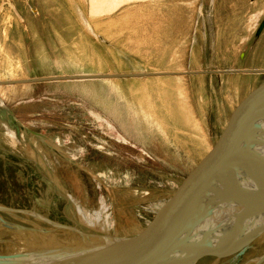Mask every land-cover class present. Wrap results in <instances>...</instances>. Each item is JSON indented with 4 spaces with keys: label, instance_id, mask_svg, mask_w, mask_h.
<instances>
[{
    "label": "rangeland",
    "instance_id": "obj_1",
    "mask_svg": "<svg viewBox=\"0 0 264 264\" xmlns=\"http://www.w3.org/2000/svg\"><path fill=\"white\" fill-rule=\"evenodd\" d=\"M241 69H264V0H0V82L200 72L0 83V207L16 210L0 215L25 228L0 239L80 244L33 214L114 237L147 228L264 90V73L219 72ZM256 222L196 264H264Z\"/></svg>",
    "mask_w": 264,
    "mask_h": 264
},
{
    "label": "water",
    "instance_id": "obj_2",
    "mask_svg": "<svg viewBox=\"0 0 264 264\" xmlns=\"http://www.w3.org/2000/svg\"><path fill=\"white\" fill-rule=\"evenodd\" d=\"M219 72L264 73V69ZM193 73L200 72L89 73L0 83L32 84ZM0 210L11 215L16 212L4 207ZM33 215L55 229L78 234L85 244L37 247L35 251L22 253L0 251V264H196L216 249H228L245 237V233L237 230L240 222L264 217V90L235 117L229 132L196 164L174 196L141 232L116 237L85 233ZM0 226L12 231L25 229L1 215ZM94 238L96 240L89 242ZM1 243L7 244L0 239V246ZM246 248L247 245L243 246L238 254ZM263 259L264 255L257 262Z\"/></svg>",
    "mask_w": 264,
    "mask_h": 264
},
{
    "label": "bare ground",
    "instance_id": "obj_3",
    "mask_svg": "<svg viewBox=\"0 0 264 264\" xmlns=\"http://www.w3.org/2000/svg\"><path fill=\"white\" fill-rule=\"evenodd\" d=\"M77 207H78V205H77ZM78 212L81 215L83 221H85V223H87L88 225L95 226L97 224L96 222H98V224H99V221H97V220H99L98 219V215H96L95 218L93 220H91V219H88V217L86 215H84L82 210L78 209ZM253 220L257 221L256 223H257V225H259L258 227H256L257 231L253 233L255 235L254 237H256L257 240H263L264 241V217H258V218H252V219L247 218V219L243 220L242 222H240L238 224V226H237L238 229L237 230H239L240 232L244 233L245 232L244 227L248 226L249 222H251ZM253 226H254V224H253ZM101 228H103V227H101ZM78 239H80V238H78ZM94 240H96V239L95 238L94 239H90L89 242L90 241H94ZM48 241L51 242V243L55 242L52 239H48L47 241L46 240H42V239H40V240L39 239H37V240L36 239H32L31 241L27 242V240L22 237V239H21L19 244H14L15 242L11 246L8 245V244H2L0 246V251L1 252H10V253H22V252L35 251V248H37V247H47ZM89 242H87V243H89ZM79 243H80L79 245H83V244H85V241L81 239V242H79ZM54 244H56V243H54ZM79 245H77V246H79Z\"/></svg>",
    "mask_w": 264,
    "mask_h": 264
}]
</instances>
